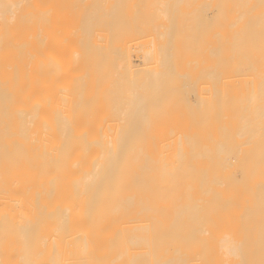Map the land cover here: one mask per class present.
<instances>
[{
  "label": "bare ground",
  "instance_id": "bare-ground-1",
  "mask_svg": "<svg viewBox=\"0 0 264 264\" xmlns=\"http://www.w3.org/2000/svg\"><path fill=\"white\" fill-rule=\"evenodd\" d=\"M78 105L104 137L96 259L264 264V0H0V131L69 132Z\"/></svg>",
  "mask_w": 264,
  "mask_h": 264
},
{
  "label": "rangeland",
  "instance_id": "rangeland-1",
  "mask_svg": "<svg viewBox=\"0 0 264 264\" xmlns=\"http://www.w3.org/2000/svg\"><path fill=\"white\" fill-rule=\"evenodd\" d=\"M79 110L69 132L40 121L0 131V264H102L95 254L107 237L104 137L90 134ZM239 219L233 212L227 230L245 229Z\"/></svg>",
  "mask_w": 264,
  "mask_h": 264
}]
</instances>
